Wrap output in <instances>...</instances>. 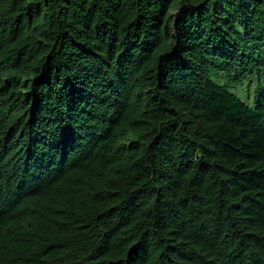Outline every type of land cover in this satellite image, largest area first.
Listing matches in <instances>:
<instances>
[{"label":"trees","instance_id":"1","mask_svg":"<svg viewBox=\"0 0 264 264\" xmlns=\"http://www.w3.org/2000/svg\"><path fill=\"white\" fill-rule=\"evenodd\" d=\"M0 264H264V0H0Z\"/></svg>","mask_w":264,"mask_h":264}]
</instances>
